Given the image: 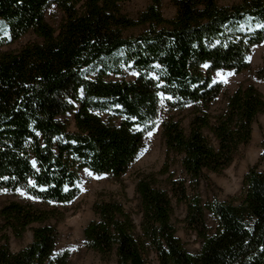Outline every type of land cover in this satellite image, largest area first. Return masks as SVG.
<instances>
[{"label":"trees","instance_id":"trees-1","mask_svg":"<svg viewBox=\"0 0 264 264\" xmlns=\"http://www.w3.org/2000/svg\"><path fill=\"white\" fill-rule=\"evenodd\" d=\"M125 1L0 0L11 42L33 36L0 51V192L43 206L12 201L0 209V264H70L69 251H57L55 223L65 213L50 205L80 195L81 171L119 181L158 122L180 178L169 176L166 189L142 176L135 212L114 199L95 201L85 249L101 264H264V144L237 197L202 202L199 189L203 171L222 173L248 146L264 114V54L252 74L261 89L239 84L229 93L212 78L250 71L248 55L264 41V0H170L176 11L167 20L162 0L134 19L122 12ZM52 7L61 14L57 27L46 20ZM136 27L143 28L136 36L123 35ZM124 70L135 78L108 79ZM187 107L184 128L172 113ZM173 203L184 206L196 253L175 235ZM27 230L31 243L11 251L7 233L19 240Z\"/></svg>","mask_w":264,"mask_h":264},{"label":"rangeland","instance_id":"rangeland-1","mask_svg":"<svg viewBox=\"0 0 264 264\" xmlns=\"http://www.w3.org/2000/svg\"><path fill=\"white\" fill-rule=\"evenodd\" d=\"M239 0H216L221 6H228L233 3H238ZM150 4V0H128L120 4L122 12L130 18L143 12ZM161 14L164 19L172 18L175 14V7L170 0L161 1ZM61 14L55 8H51L46 13V20L53 27H57ZM143 30L142 27L126 30L124 36H136ZM33 39V36L26 35L19 38L17 41L11 42L9 39L8 28L0 21V51H13L20 46L28 43ZM264 54V41L260 45L252 48L248 55L247 61L250 64V71L234 73L217 72L213 75V80L220 83L223 89L227 92L233 91L239 84H253L261 89L262 84L253 78L252 74L256 68L261 65V58ZM231 73V75H228ZM133 80L135 75L124 70L122 76L109 75L108 79L113 80ZM219 104V98L213 109ZM190 107L181 113L173 112L175 119L181 122V127L186 128L189 119ZM165 117V112H163ZM252 135L250 143L246 148H241L234 155L232 164L222 171V173L214 174L203 171L207 178V184L203 183L200 186V198L202 202L206 199H216L217 201H229L237 197L241 192V184L244 175L249 167L258 163L260 154L264 144V114L258 115L253 122ZM73 131V124L69 127ZM160 122L154 129L147 134L144 139V146L141 149L135 161L129 166L125 175L119 180H114L108 176L92 175L87 171L79 173L80 182L78 189L80 195L71 203L61 205H50L59 208L63 211L64 218L55 223L58 231L57 251L68 250L70 254V264H101L99 256L87 251L83 244L82 230L89 221L94 219L92 205L95 201H108L114 199L122 204L125 208L135 212L136 199L134 195V186L142 176L151 174L158 181V186L167 189V179L169 176L174 179L180 178V166L177 159L166 155L165 145L161 140ZM262 168V167H261ZM29 203L33 206L43 207L39 201L28 198L21 192H0V209L8 202ZM174 210L171 217L172 224L175 228V235L181 240L186 251L196 253L199 249V242L194 234H188L184 231L183 217L185 209L183 205L173 203ZM50 223H54L50 221ZM35 226V225H34ZM8 236V245L11 251L17 252L31 243V231L27 230L23 236L16 240L10 234ZM150 264H155L153 261Z\"/></svg>","mask_w":264,"mask_h":264},{"label":"snow or ice","instance_id":"snow-or-ice-1","mask_svg":"<svg viewBox=\"0 0 264 264\" xmlns=\"http://www.w3.org/2000/svg\"><path fill=\"white\" fill-rule=\"evenodd\" d=\"M204 67H207V65H204ZM217 75H220V73H217ZM228 75H231V73H228ZM23 195V193H21Z\"/></svg>","mask_w":264,"mask_h":264},{"label":"water","instance_id":"water-1","mask_svg":"<svg viewBox=\"0 0 264 264\" xmlns=\"http://www.w3.org/2000/svg\"><path fill=\"white\" fill-rule=\"evenodd\" d=\"M252 48H254V47H252Z\"/></svg>","mask_w":264,"mask_h":264}]
</instances>
